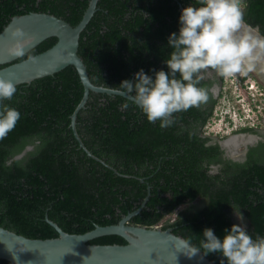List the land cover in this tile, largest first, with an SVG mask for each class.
Segmentation results:
<instances>
[{
    "label": "trees",
    "instance_id": "trees-1",
    "mask_svg": "<svg viewBox=\"0 0 264 264\" xmlns=\"http://www.w3.org/2000/svg\"><path fill=\"white\" fill-rule=\"evenodd\" d=\"M90 1L0 0V33L13 17L30 13L51 14L76 26ZM188 4L99 0L78 52L93 84L124 92L121 82L134 79L140 68L167 69V38L178 32ZM257 4L264 8V1ZM56 42L47 39L16 62ZM17 89L6 103L20 110L21 119L0 139L1 227L32 239H52L60 234L49 220L66 233L85 234L117 225L141 208L130 224L152 228L176 214L162 228L199 244L205 227L223 237L225 227L240 223L235 209L254 236L264 235V144L251 148L244 162L224 159L220 147L203 134L212 109L204 116L197 106L175 113L174 124L161 128L133 100L90 92L74 128L73 115L85 93L75 67ZM214 166L219 170L211 173ZM89 243L127 241L107 235ZM204 251L215 264L224 259ZM0 264L13 263L0 259Z\"/></svg>",
    "mask_w": 264,
    "mask_h": 264
},
{
    "label": "clouds",
    "instance_id": "clouds-1",
    "mask_svg": "<svg viewBox=\"0 0 264 264\" xmlns=\"http://www.w3.org/2000/svg\"><path fill=\"white\" fill-rule=\"evenodd\" d=\"M25 37L22 28L13 30V42L8 49L11 55H26V48L34 40ZM167 40L171 48L164 60L167 69L145 71L140 68L134 73V79H124L120 84L147 120L158 121L161 128L174 124L175 113L199 106L209 99V90L201 84L208 69L222 77L264 69V31L259 25L247 22L242 0H196L188 4L181 10L178 32L170 33ZM28 59L34 61L36 57L28 55ZM17 91L12 79L0 75V139L7 136L21 119L20 110L6 103ZM247 92L249 98L257 100L254 87L249 85ZM246 106L252 107L250 100ZM246 110V107L236 108L235 115L241 111L252 115V109ZM235 115L224 120L222 130L229 131L227 134L240 127ZM234 211L240 223L225 227L223 237L212 227H205L199 244L185 238L181 240L179 250L189 257L201 251L205 254L204 250L207 254L216 252L224 258L221 264H225V259L227 264H264V235L254 236L244 223L243 213Z\"/></svg>",
    "mask_w": 264,
    "mask_h": 264
},
{
    "label": "water",
    "instance_id": "water-1",
    "mask_svg": "<svg viewBox=\"0 0 264 264\" xmlns=\"http://www.w3.org/2000/svg\"><path fill=\"white\" fill-rule=\"evenodd\" d=\"M98 2L99 0L90 1L83 19L76 26L51 14L30 13L13 17L0 33V66L7 65L0 69V75L12 79L17 86L55 75L70 66L75 67L85 93L73 115L74 128L77 113L85 107L90 92L120 95L131 99V95L123 91L93 84L88 69L78 54L81 34L97 12ZM18 27L26 33L25 38L30 36L34 40V43L26 48V54L47 39L57 38V42L47 51L35 55L34 61L25 59L16 62L21 57L11 55L8 49L13 42L11 33ZM23 154L16 158H21ZM140 211L141 208L123 217L117 225L98 226L85 234L66 233L49 220L60 234L52 239L28 238L0 226V259L13 264H215L202 251L192 257L185 255L179 250L182 247L180 242L184 238L176 235L172 229L130 224L131 218ZM107 235L121 236L127 244L89 243Z\"/></svg>",
    "mask_w": 264,
    "mask_h": 264
},
{
    "label": "flooded vegetation",
    "instance_id": "flooded-vegetation-1",
    "mask_svg": "<svg viewBox=\"0 0 264 264\" xmlns=\"http://www.w3.org/2000/svg\"><path fill=\"white\" fill-rule=\"evenodd\" d=\"M261 1L264 0H242V7L245 11V19L247 22L252 25H259L261 31H264V8L257 4ZM236 81L237 85L239 84L241 93L234 98L236 105H239L235 106L237 109H240L246 106L247 100H250L252 115H245L247 113L241 111L238 113V119L236 118L237 123L240 124L237 130L229 134L225 132V134H222L223 136L215 140L211 136L204 135V137L210 139L209 144L218 145L220 147L224 159L244 162L251 148L264 144V69L253 71L246 75L239 74ZM201 82L202 85L209 90V99L197 106L202 110L204 116L211 109L213 113L215 112L217 104L227 90H225L226 83L224 77L219 76L213 69H208L205 72L204 79ZM249 85L254 87L257 100H252L248 97L247 89ZM245 93L247 94L246 98L244 95ZM237 97L239 98L237 99ZM212 116L214 117V115ZM212 116L209 118L210 120ZM207 125L208 124H206L204 128H206ZM218 170L219 166H214L212 167L211 173H216Z\"/></svg>",
    "mask_w": 264,
    "mask_h": 264
},
{
    "label": "rangeland",
    "instance_id": "rangeland-1",
    "mask_svg": "<svg viewBox=\"0 0 264 264\" xmlns=\"http://www.w3.org/2000/svg\"><path fill=\"white\" fill-rule=\"evenodd\" d=\"M193 2V0H191ZM190 0H188V3H192ZM240 73L234 74L229 77H224L225 79V90L224 95L222 99H220L219 103L217 104V107L215 109L216 115L212 118L210 123L204 128L203 134L207 136H211L214 140L219 139L220 136H223L221 134H225V131H223V127H225L223 124L225 123V119L228 116L234 117V112L236 110V106H239L238 104L236 105V102H234L235 96L240 95L241 91L239 89V84L237 85L236 78L239 76ZM252 83V82H251ZM245 98L247 97V94L245 93ZM239 97H237L238 99ZM247 102V101H246ZM236 105V106H235ZM246 109H248V106H245ZM218 115V116H217ZM217 116V117H215ZM218 118V119H217ZM229 129V128H228ZM227 130V129H226ZM231 130V129H229ZM229 132V131H226ZM197 203H200V200L197 201ZM185 206H182L178 209L177 212L180 210L184 209ZM176 218L175 215H171L164 219L161 223L158 224V226H162L164 222L167 220L169 221H174Z\"/></svg>",
    "mask_w": 264,
    "mask_h": 264
},
{
    "label": "built area",
    "instance_id": "built-area-1",
    "mask_svg": "<svg viewBox=\"0 0 264 264\" xmlns=\"http://www.w3.org/2000/svg\"><path fill=\"white\" fill-rule=\"evenodd\" d=\"M251 109L250 108H248L247 109V111H250ZM236 112H234V114H235ZM235 117H237V119H238V115H235Z\"/></svg>",
    "mask_w": 264,
    "mask_h": 264
},
{
    "label": "bare ground",
    "instance_id": "bare-ground-1",
    "mask_svg": "<svg viewBox=\"0 0 264 264\" xmlns=\"http://www.w3.org/2000/svg\"><path fill=\"white\" fill-rule=\"evenodd\" d=\"M241 138H242V137H241ZM248 138H249V137H248ZM240 140H241V139H240ZM247 141H248V140H247ZM247 141H246V142H247ZM239 142H240V141H239ZM243 143H244V142H243Z\"/></svg>",
    "mask_w": 264,
    "mask_h": 264
}]
</instances>
